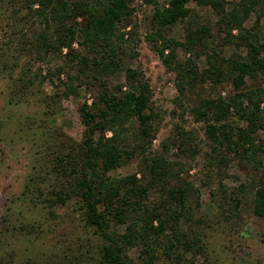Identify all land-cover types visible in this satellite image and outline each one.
Listing matches in <instances>:
<instances>
[{"label": "trees", "instance_id": "obj_1", "mask_svg": "<svg viewBox=\"0 0 264 264\" xmlns=\"http://www.w3.org/2000/svg\"><path fill=\"white\" fill-rule=\"evenodd\" d=\"M132 1H10L11 15L32 25L25 48L40 57L51 49L66 47V59L77 63L79 74L63 81L59 76L62 66L55 68L65 94L76 93L77 86L86 79L98 84L96 97L81 103L78 109L83 124L81 138L57 133L49 146H54V177L47 185L40 179L30 185L37 195L45 192L54 203L75 196L85 221L100 233L99 254L78 264H133L128 250L134 245L140 247V264H162L161 255H173L179 261L193 246L181 236V222L192 216V201L198 203L197 188L191 180L171 181L168 160L162 153L152 152L159 114L152 103L150 84L138 68L123 60L122 54L127 53L138 29ZM145 1L153 3L145 39L163 64L174 70L179 98L189 104L193 120L201 123L206 163L216 166L218 172L233 159L248 167L246 179L237 186L228 189L221 185L222 210L226 216H238L250 195L253 212L264 217V139L256 135L257 128L264 127V86L246 85L247 77L264 74V27L258 24L264 15V0H236L230 6L226 0H195L213 9L217 26L227 34L234 27L239 29L235 37L245 52L228 56L215 48L210 52L211 26L201 20L189 0H167L162 4ZM252 11L256 19L252 26H245ZM178 22L184 27L182 40L172 33ZM75 41L88 54L74 47ZM178 47L189 55L178 58ZM200 54L208 62L203 69L196 61ZM116 71H123L125 80L112 86L108 78ZM205 78L214 83L229 80L232 93H207L197 87ZM133 119L136 126L131 130L128 125ZM177 133L182 152L192 156L199 151L193 129L181 126ZM135 155L143 168L141 175L136 171L118 176L109 173ZM117 224H123L124 229L118 230Z\"/></svg>", "mask_w": 264, "mask_h": 264}, {"label": "rangeland", "instance_id": "obj_2", "mask_svg": "<svg viewBox=\"0 0 264 264\" xmlns=\"http://www.w3.org/2000/svg\"><path fill=\"white\" fill-rule=\"evenodd\" d=\"M10 1L0 0V264L87 263L99 254L102 237L95 225L85 221L80 201L74 196L64 203H54L46 198L45 192L37 195L38 191H32L30 185L34 179L47 185L54 177L51 167L54 146H49L53 145L57 133H65L75 140L81 138L83 124L78 109L81 103H89L96 97L98 84L86 79L77 86L76 93L65 94L61 80L78 73L77 63L66 59V47L51 49L40 57L25 48L32 25L21 23L11 15ZM226 1L230 6L236 0ZM188 4L211 26L210 52L212 48L227 56L245 52V47L235 37L238 28H232L227 34L217 26V15L209 5L197 4L195 0H189ZM132 5L138 23L137 35L129 42L127 53L122 55L150 84L152 103L159 114L151 150L162 153L168 160L171 181L191 180L197 188L198 203L192 201V216L181 222V236L193 242V246L184 251V258L179 261L173 255H161L159 262L264 264V217L253 212L250 195L241 205L238 216H226L227 212L220 205L221 185L228 189L237 186L246 179L248 167L233 159L218 172L216 166L206 163L201 123L193 120L187 101L179 98L174 70L163 64L145 39L153 3L133 0ZM256 16L252 11L244 25L252 26ZM258 24L264 27V15ZM172 33L182 40L183 23L175 24ZM73 46L88 54L78 42ZM177 55L183 59L189 53L178 47ZM196 61L200 69L208 66L204 54ZM58 65L62 66L61 80L55 72ZM80 78L74 83L78 84ZM108 79L115 86L125 80V75L123 71H116ZM198 83L197 87L213 96L218 93L228 96L233 91L232 83L226 79L214 83L205 78ZM246 85L264 86V74L247 77ZM128 126L132 130L136 121L131 120ZM181 126L193 129L199 141L200 149L192 156L180 149L177 129ZM256 135L264 139L263 126L257 128ZM138 160L139 156L135 155L109 173L118 176L136 171L141 175L143 168L139 167ZM116 227L124 229L123 224ZM139 248L134 245L128 250L133 264L141 263Z\"/></svg>", "mask_w": 264, "mask_h": 264}]
</instances>
